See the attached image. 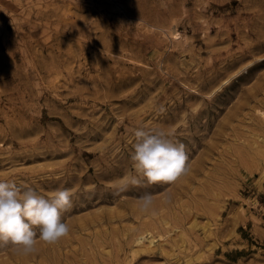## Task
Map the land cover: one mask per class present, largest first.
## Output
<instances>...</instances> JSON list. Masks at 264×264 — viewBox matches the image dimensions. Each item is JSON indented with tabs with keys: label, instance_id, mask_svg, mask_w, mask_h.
Instances as JSON below:
<instances>
[{
	"label": "rangeland",
	"instance_id": "obj_1",
	"mask_svg": "<svg viewBox=\"0 0 264 264\" xmlns=\"http://www.w3.org/2000/svg\"><path fill=\"white\" fill-rule=\"evenodd\" d=\"M140 128L187 172L121 192ZM0 181L72 193L0 264H264V0H0Z\"/></svg>",
	"mask_w": 264,
	"mask_h": 264
},
{
	"label": "clouds",
	"instance_id": "obj_2",
	"mask_svg": "<svg viewBox=\"0 0 264 264\" xmlns=\"http://www.w3.org/2000/svg\"><path fill=\"white\" fill-rule=\"evenodd\" d=\"M134 135L131 159L137 175H130L119 191L140 185L139 177L148 184H167L187 172L189 153L185 144L173 143L164 133L143 128L134 130ZM71 196L69 190L60 189L46 198L31 188L23 190L15 183L0 181V246L11 243L30 254L37 239L47 244L58 242L70 231L62 214L72 208ZM139 199L144 209L152 203L149 193Z\"/></svg>",
	"mask_w": 264,
	"mask_h": 264
},
{
	"label": "bare ground",
	"instance_id": "obj_3",
	"mask_svg": "<svg viewBox=\"0 0 264 264\" xmlns=\"http://www.w3.org/2000/svg\"><path fill=\"white\" fill-rule=\"evenodd\" d=\"M166 233V232H165ZM162 236V235H161ZM156 238H157V235L156 234H153L151 233L150 231H147V232H140L136 238V240L139 242V241H142V240H146L147 244L151 245V244H154L155 241H156Z\"/></svg>",
	"mask_w": 264,
	"mask_h": 264
}]
</instances>
